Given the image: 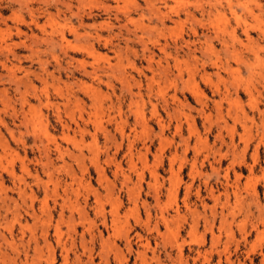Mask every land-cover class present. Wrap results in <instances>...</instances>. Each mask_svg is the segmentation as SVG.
Here are the masks:
<instances>
[{
    "label": "rangeland",
    "instance_id": "374dc122",
    "mask_svg": "<svg viewBox=\"0 0 264 264\" xmlns=\"http://www.w3.org/2000/svg\"><path fill=\"white\" fill-rule=\"evenodd\" d=\"M0 264H264V0H0Z\"/></svg>",
    "mask_w": 264,
    "mask_h": 264
}]
</instances>
